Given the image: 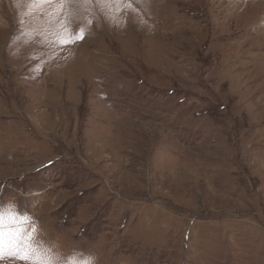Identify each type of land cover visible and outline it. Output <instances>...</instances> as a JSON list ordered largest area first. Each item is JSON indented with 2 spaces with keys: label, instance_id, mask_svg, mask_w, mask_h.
<instances>
[{
  "label": "rangeland",
  "instance_id": "rangeland-1",
  "mask_svg": "<svg viewBox=\"0 0 264 264\" xmlns=\"http://www.w3.org/2000/svg\"><path fill=\"white\" fill-rule=\"evenodd\" d=\"M0 234L264 264V0H0Z\"/></svg>",
  "mask_w": 264,
  "mask_h": 264
},
{
  "label": "clouds",
  "instance_id": "clouds-1",
  "mask_svg": "<svg viewBox=\"0 0 264 264\" xmlns=\"http://www.w3.org/2000/svg\"><path fill=\"white\" fill-rule=\"evenodd\" d=\"M58 264H98V257L90 252L75 250L67 255L58 253Z\"/></svg>",
  "mask_w": 264,
  "mask_h": 264
},
{
  "label": "snow or ice",
  "instance_id": "snow-or-ice-1",
  "mask_svg": "<svg viewBox=\"0 0 264 264\" xmlns=\"http://www.w3.org/2000/svg\"><path fill=\"white\" fill-rule=\"evenodd\" d=\"M78 39H83V30H81ZM74 43H76V40H73L71 36H69L68 39L63 41V45L65 46L72 45ZM0 236H2V234H0ZM22 243H23V247H21L19 243L15 246V249L13 250V254L16 255L21 260H28L30 259L31 237H28ZM3 251H4L3 244L2 242H0V258L3 257Z\"/></svg>",
  "mask_w": 264,
  "mask_h": 264
},
{
  "label": "crops",
  "instance_id": "crops-1",
  "mask_svg": "<svg viewBox=\"0 0 264 264\" xmlns=\"http://www.w3.org/2000/svg\"><path fill=\"white\" fill-rule=\"evenodd\" d=\"M54 39H55V38H54V36H53V37L51 38V40H52L53 42H56V41H54Z\"/></svg>",
  "mask_w": 264,
  "mask_h": 264
}]
</instances>
